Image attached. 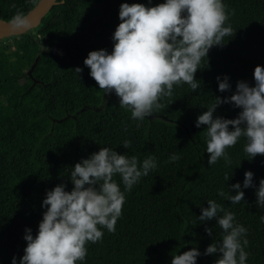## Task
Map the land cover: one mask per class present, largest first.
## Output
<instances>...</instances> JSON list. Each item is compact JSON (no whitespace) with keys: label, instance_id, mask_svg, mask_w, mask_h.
I'll use <instances>...</instances> for the list:
<instances>
[{"label":"trees","instance_id":"trees-1","mask_svg":"<svg viewBox=\"0 0 264 264\" xmlns=\"http://www.w3.org/2000/svg\"><path fill=\"white\" fill-rule=\"evenodd\" d=\"M38 1L0 0V17L10 21L17 10L27 14ZM165 2L58 0L40 27L12 38L20 39V46L0 43V264H12L14 257L19 264L27 247L26 229L34 237L38 233L47 192L62 183L71 191V168L101 147L135 155L141 162L153 155L157 168L125 193L115 232L102 229V241L88 242L87 256L77 264H172L173 255L193 248L201 253L197 264H215L219 254L203 253L221 240L222 229L215 219L198 220L209 200L233 212L248 230L246 264H264V208L257 206L256 188H243L248 171L259 187L264 156L251 159L240 139L226 149L230 165L223 158L209 165L207 126L196 127L215 97H230L238 81L255 86L254 70L264 67V0H222L229 12L235 10L225 25L230 23L234 32L202 59L195 74L200 88L193 92L186 84L174 85L172 97L160 101L164 107L139 122V128L130 111L119 107L115 92L105 95L84 64L92 51L112 52L121 4L154 7ZM77 67L83 69L80 75ZM225 76L231 91L221 93L217 77ZM240 111L224 104L214 117L236 119ZM124 140L131 141L129 149ZM173 154L180 159L168 162ZM114 179L124 191L120 177ZM236 183L245 200L231 204L219 192L235 195L229 187ZM206 227L213 230L211 237Z\"/></svg>","mask_w":264,"mask_h":264},{"label":"clouds","instance_id":"clouds-1","mask_svg":"<svg viewBox=\"0 0 264 264\" xmlns=\"http://www.w3.org/2000/svg\"><path fill=\"white\" fill-rule=\"evenodd\" d=\"M12 8H16L12 4ZM235 10L229 12L222 0H166L154 7L143 4H121L118 25L113 34L114 48L92 51L84 64L90 69V76L99 89L110 95L113 91L120 98L119 107L129 110L130 118L140 127L145 118L153 117L164 107L161 103L173 95L175 86L188 85L193 92L200 88L195 74L200 70L203 58H208L210 49L223 46L226 37L233 35V27L226 25ZM11 28L19 33L30 30L31 16L17 10L9 21ZM79 75L82 68H75ZM229 77H217L221 93L231 91ZM255 86L238 81L236 91L230 97H215L207 111L199 115L196 127L206 125V152L208 164L215 165L221 158L232 163L226 152L244 139V152L254 159L264 156V67L254 70ZM224 104L241 109L238 118L214 117ZM127 131V127L124 129ZM123 147H131L130 140L123 141ZM180 159L173 154L168 162ZM157 168L155 156L149 155L142 162L135 155H120L108 147H101L90 158L83 159L71 168L70 181L73 185L67 191V183L48 191L42 207L46 209L35 237L26 229L24 239L27 247L19 264H77L87 256L86 244L102 241L106 229L116 230L122 215L126 192H130L141 177ZM118 175L124 187L114 179ZM227 174L225 180H230ZM254 174L245 173L243 188H256L257 206L264 208V179L259 187L253 183ZM230 192L221 190L231 204L245 200L240 183L229 187ZM202 207L198 220L202 223L215 219L222 229L221 240L210 244L203 255H217L215 264H246L249 253L247 229L236 222L235 214L215 200ZM222 214V215H221ZM261 219H264L262 217ZM100 226V227H98ZM211 237L213 230L206 227ZM201 256L197 248L173 255L172 264H197ZM12 264H17L14 257Z\"/></svg>","mask_w":264,"mask_h":264},{"label":"water","instance_id":"water-1","mask_svg":"<svg viewBox=\"0 0 264 264\" xmlns=\"http://www.w3.org/2000/svg\"><path fill=\"white\" fill-rule=\"evenodd\" d=\"M57 4H58V0H39L38 3L35 5V7L27 13L31 16L33 27L30 30L25 31L23 33L14 31L11 28L9 21H6L0 17V41L6 38L18 37L34 29H37L38 27L41 26L43 19L49 14L52 8ZM35 66L36 65L31 67V70L28 72L29 75H32V71L34 70L33 68Z\"/></svg>","mask_w":264,"mask_h":264},{"label":"rangeland","instance_id":"rangeland-1","mask_svg":"<svg viewBox=\"0 0 264 264\" xmlns=\"http://www.w3.org/2000/svg\"><path fill=\"white\" fill-rule=\"evenodd\" d=\"M36 33L37 32L33 31V35H35ZM12 38H6L4 40H1L0 43L3 41V43L6 44L7 46H13V47H18L22 44L20 39L14 40Z\"/></svg>","mask_w":264,"mask_h":264}]
</instances>
